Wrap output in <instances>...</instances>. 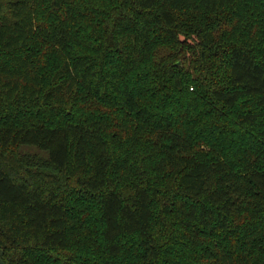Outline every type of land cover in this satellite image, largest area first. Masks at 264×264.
Returning a JSON list of instances; mask_svg holds the SVG:
<instances>
[{
  "label": "trees",
  "instance_id": "trees-1",
  "mask_svg": "<svg viewBox=\"0 0 264 264\" xmlns=\"http://www.w3.org/2000/svg\"><path fill=\"white\" fill-rule=\"evenodd\" d=\"M0 264H264V0H0Z\"/></svg>",
  "mask_w": 264,
  "mask_h": 264
},
{
  "label": "rangeland",
  "instance_id": "rangeland-1",
  "mask_svg": "<svg viewBox=\"0 0 264 264\" xmlns=\"http://www.w3.org/2000/svg\"><path fill=\"white\" fill-rule=\"evenodd\" d=\"M23 149H27V150H29V151H36L35 149H31V148H23Z\"/></svg>",
  "mask_w": 264,
  "mask_h": 264
}]
</instances>
